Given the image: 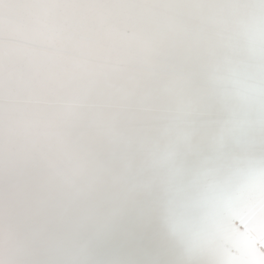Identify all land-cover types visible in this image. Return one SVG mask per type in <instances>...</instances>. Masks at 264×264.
Instances as JSON below:
<instances>
[{"label": "snow or ice", "instance_id": "snow-or-ice-1", "mask_svg": "<svg viewBox=\"0 0 264 264\" xmlns=\"http://www.w3.org/2000/svg\"><path fill=\"white\" fill-rule=\"evenodd\" d=\"M0 264H264V0H0Z\"/></svg>", "mask_w": 264, "mask_h": 264}]
</instances>
